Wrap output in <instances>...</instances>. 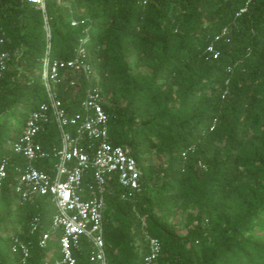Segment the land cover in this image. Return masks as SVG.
I'll return each mask as SVG.
<instances>
[{
    "label": "trees",
    "instance_id": "obj_1",
    "mask_svg": "<svg viewBox=\"0 0 264 264\" xmlns=\"http://www.w3.org/2000/svg\"><path fill=\"white\" fill-rule=\"evenodd\" d=\"M144 1L46 0L44 15L29 0H0L9 53L0 76V165L8 169L0 188V264H44L60 253V232L47 248L39 244L57 213L52 199L21 203L13 191L14 168L26 164L14 144L47 100L45 18L50 59H71L88 31L108 140L141 171V190L132 196L117 177L108 183V263L142 264L150 234L161 241V264H264V0ZM224 29L213 59L207 47ZM77 78L81 88L75 98L63 95L66 106L83 100L85 82ZM38 141L51 158L36 166L48 170L60 146L56 125ZM82 143L93 151L95 141ZM152 155L156 163L148 161ZM85 179L94 185L93 170ZM12 213L22 224L9 233ZM180 215L187 219L184 234ZM90 255L85 241L75 251L78 264H94Z\"/></svg>",
    "mask_w": 264,
    "mask_h": 264
},
{
    "label": "built area",
    "instance_id": "obj_2",
    "mask_svg": "<svg viewBox=\"0 0 264 264\" xmlns=\"http://www.w3.org/2000/svg\"><path fill=\"white\" fill-rule=\"evenodd\" d=\"M63 0H58L61 3ZM45 15L46 0H29ZM147 3V0L144 1ZM248 7L240 10L245 13ZM77 23L74 21L73 25ZM0 16V76L7 69L9 53ZM224 29L207 47L213 59L219 57L216 47L227 34ZM47 51L42 59V77L47 100L33 111L25 124L23 133L14 144L16 154L26 160L24 167L14 168L17 178L13 191L17 200L27 203L37 197H50L57 208L50 229L39 236L41 248H47L52 236L59 234V256L44 264H78L75 251L85 241L91 251L94 264H109L104 239L105 195L108 183L117 177L120 185L132 196L141 190V171L136 160L122 146L112 145L109 138V116L104 109V95L98 83L99 76L91 61L87 47L88 31L78 40L71 59H50L51 30L45 18ZM84 80V97L79 106L64 104L63 95L71 92L75 98ZM54 123L59 131L60 146L54 153L55 162L48 170L37 168L36 163L49 159L50 153L38 141L39 135ZM84 138L95 141L89 152L83 145ZM93 170L94 185L85 183ZM8 178L6 164L0 165V188ZM37 223V221H36ZM37 225V224H36ZM37 227V226H36ZM149 251L142 264H161V241L146 234ZM24 262L29 250L23 247Z\"/></svg>",
    "mask_w": 264,
    "mask_h": 264
},
{
    "label": "rangeland",
    "instance_id": "obj_3",
    "mask_svg": "<svg viewBox=\"0 0 264 264\" xmlns=\"http://www.w3.org/2000/svg\"><path fill=\"white\" fill-rule=\"evenodd\" d=\"M158 157L156 155H152L148 161L151 163H156L158 161ZM10 221L11 223H14L16 221V224L14 226H10L8 229V232L10 233L11 231H14V229H19L20 225L22 224L21 221V216L17 213H12L10 215ZM176 223L178 225V228L182 234L185 233L186 230V224H187V219L183 215H180L179 217L176 218Z\"/></svg>",
    "mask_w": 264,
    "mask_h": 264
}]
</instances>
